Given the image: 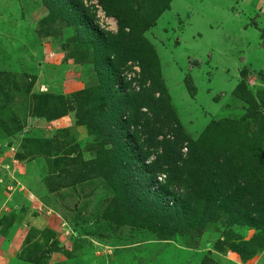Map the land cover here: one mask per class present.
Masks as SVG:
<instances>
[{"label": "rangeland", "instance_id": "1", "mask_svg": "<svg viewBox=\"0 0 264 264\" xmlns=\"http://www.w3.org/2000/svg\"><path fill=\"white\" fill-rule=\"evenodd\" d=\"M140 28L0 0V264H264V0H172Z\"/></svg>", "mask_w": 264, "mask_h": 264}, {"label": "trees", "instance_id": "2", "mask_svg": "<svg viewBox=\"0 0 264 264\" xmlns=\"http://www.w3.org/2000/svg\"><path fill=\"white\" fill-rule=\"evenodd\" d=\"M131 1L132 0H114V2L112 4H111V2L109 4L107 0H99L102 7L106 11V13L109 16H113L117 19L118 25H119V32L126 31L127 28L135 31L139 27H141L140 28V30H141L140 34L146 32L151 26H154L156 24V21L159 19V17H161L162 14L170 8V3L172 2V0H143L144 3H143L142 8H141V11H142V13H141V11H139V10H137V11L132 10V8L130 7ZM71 12L69 14L72 17L82 16L79 11L78 12L76 11V13H77L76 15H74ZM56 15H57V13L54 12V14L52 16L55 17ZM84 25H85V29L87 31L85 40L89 44L92 43V46H90V48H93L96 52L104 51L110 44L105 43V40L94 30V28H92L93 26L90 22L85 21ZM263 36H264V34H263ZM101 63H102V61H101ZM142 67H143L144 73H146V71H147L146 65L143 64ZM185 82H186V86L188 88L190 95L192 97H195L197 88H196L191 76L188 75L185 78ZM240 90H242V88H239V91ZM238 96H240V95H238ZM119 104H121V103L118 101V102L114 103V106L117 107V106H119ZM259 113H260V111L256 110L253 112L254 115L253 114H250V115L256 116V115H259ZM113 118L114 117L112 116L111 121L114 122V120H112ZM105 122L106 121H104V123ZM108 122L109 121H107V123ZM107 123H106V125H107ZM114 123H111V124H114ZM116 125H117V129H113L112 126L109 127V129L113 133L116 134L121 130L124 131L125 128H123V122H121V120H118L116 122ZM206 133H204L203 139H206V136H207ZM120 136L121 135L119 134V137ZM203 139H202V142H204ZM119 141L121 142V145L123 148H126L127 146H129V147H133L135 149V147H137V146H134L132 142H128L127 140L124 141L122 139V137L119 138ZM214 141H215V139H214ZM218 142H219V140L215 143L218 144ZM193 143L194 142L191 143L190 147H192ZM133 152H134V150H132L130 153H133ZM105 159L109 163V158H105ZM132 159H133L132 160L133 161L132 173L134 175H140L141 174V176L144 177L148 173V167L147 166H150L154 163L162 162L163 160L165 161L166 156H165V154L164 155L161 154V156L157 157L153 162L146 164V165L143 164V166H139L135 158H132ZM149 183H150L149 180L146 179L144 182V186L142 187V190L148 188ZM169 186H171V185H169ZM164 191L165 190L163 188L161 191H159L157 193H152L153 196L159 197V199H157L158 203L157 202H154V203L159 205L162 198L167 197L164 195L165 194ZM151 201H154V200H151Z\"/></svg>", "mask_w": 264, "mask_h": 264}, {"label": "crops", "instance_id": "3", "mask_svg": "<svg viewBox=\"0 0 264 264\" xmlns=\"http://www.w3.org/2000/svg\"><path fill=\"white\" fill-rule=\"evenodd\" d=\"M4 226H1L0 225V231L2 230V228H3ZM4 230H6L5 228H4ZM11 232V231H10ZM7 234H8V231H7ZM11 234V233H10ZM5 234L4 233H0V236L2 237V236H4ZM8 238H10L11 237V235L10 236H7ZM0 260L1 261H3V258H0Z\"/></svg>", "mask_w": 264, "mask_h": 264}, {"label": "built area", "instance_id": "4", "mask_svg": "<svg viewBox=\"0 0 264 264\" xmlns=\"http://www.w3.org/2000/svg\"><path fill=\"white\" fill-rule=\"evenodd\" d=\"M135 71V70H134Z\"/></svg>", "mask_w": 264, "mask_h": 264}]
</instances>
